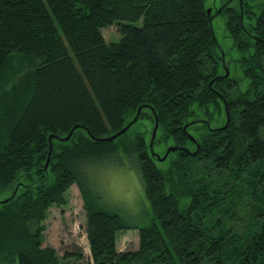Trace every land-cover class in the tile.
<instances>
[{"label": "trees", "instance_id": "trees-1", "mask_svg": "<svg viewBox=\"0 0 264 264\" xmlns=\"http://www.w3.org/2000/svg\"><path fill=\"white\" fill-rule=\"evenodd\" d=\"M204 1L0 0V192L10 190L3 199L17 187L0 200V264L78 256L43 247L49 208L64 207L74 184L86 211L88 264H264V1L222 4L243 89L220 77ZM138 19L141 26L120 23ZM112 24L121 37L106 42L101 28ZM216 92L229 105L223 129ZM138 107L126 132L95 139L126 126ZM151 108L153 147H184L160 162L149 150ZM202 116L221 125L208 129ZM188 122L195 155L182 128ZM74 125L69 140L52 138L45 170L48 137ZM118 148L138 162L151 206L145 224L107 207L85 173ZM239 209L246 220L237 230ZM132 229L137 249L120 252V233Z\"/></svg>", "mask_w": 264, "mask_h": 264}, {"label": "rangeland", "instance_id": "rangeland-1", "mask_svg": "<svg viewBox=\"0 0 264 264\" xmlns=\"http://www.w3.org/2000/svg\"><path fill=\"white\" fill-rule=\"evenodd\" d=\"M241 1L243 0H205L204 5L205 8H212L214 16L212 17L211 29H213L214 37L218 45L221 46L223 50V59L226 66L222 64L219 74L223 75L225 73V68H227L230 77L239 80V88L243 89L247 84V79L243 78L242 71L238 66V59L241 57V53L232 46V39L229 37V32L226 28L227 19L225 15L218 12L220 6L224 3L239 8L241 7ZM244 1L256 7L264 0ZM120 23H133L136 26H141L143 22L142 19H138L132 22L122 20ZM101 34H103L106 42H116L121 37V34L117 31V25L115 24L101 28ZM74 61L76 62L75 59ZM201 120L205 122L203 116L199 121ZM220 125L221 122L217 123L213 121L211 124H206V127L208 129H213ZM149 128L150 124L147 122L146 129L150 130ZM168 147L164 144H159L153 147V151L160 155V153L167 151L166 149ZM85 173L89 176L92 186H94L95 191L99 194L102 202L107 207L109 206L117 212L122 213L125 217L138 225L149 222L151 217V206L143 193V184H141L138 162L134 154L126 153L121 148H118L113 156L107 157L105 160L96 162L95 164H90L85 169ZM9 193L10 190L0 192V200ZM66 197L68 198V202L64 207L54 205L49 208L48 216L43 222V247H53L61 257L66 254L78 255L70 256L67 259L64 258V264H88L91 253L89 251L85 230L86 211L85 208H83V200L76 184L70 186V189L66 193ZM238 212L241 218L233 221V225L237 230L246 220L245 212L241 209H239ZM138 241L137 230L132 229L131 231H124L121 232L118 237L117 247L118 249L123 248V250H136Z\"/></svg>", "mask_w": 264, "mask_h": 264}, {"label": "water", "instance_id": "water-1", "mask_svg": "<svg viewBox=\"0 0 264 264\" xmlns=\"http://www.w3.org/2000/svg\"><path fill=\"white\" fill-rule=\"evenodd\" d=\"M240 6H241V4H240ZM242 7V6H241ZM221 10H222V5L220 6V9L218 10V12H221ZM206 12H207V14H208V18H209V23H210V29H211V22H212V17H213V15H211V12H212V8H207L206 9ZM214 14V13H213ZM213 30V29H212ZM255 37V36H254ZM217 47H218V50L220 51V56H221V60L220 61H222V64L224 65V66H226L225 65V61H224V57H223V50H222V48H221V46H219L218 45V42H217ZM229 75V72L227 71V68H225V73L223 74V75H220V77L221 76H223V77H227ZM213 80H210V84H209V86L211 87V82H212ZM218 95H219V97L221 98V101H222V104L224 105V111H225V115H226V121H225V123L223 124V126H221L220 128L221 129H223L224 127H226V125H227V123L229 122V119H230V115H229V110H228V108H229V105L227 104V101H226V99L223 97V95H221L220 93H218V92H216ZM141 107H138V109H137V111H136V114H135V116L132 118V120L131 121H129L127 124H126V126H124L123 128H121L120 130H118L117 132H115V134H112V135H109V136H105L104 138H96L95 137V139H97V140H100V141H112V140H114V139H116V137L117 136H119V135H121V134H123L124 132H126V129L130 126V125H132L133 123H135L136 122V120H137V118H138V116H139V113H140V111H141ZM151 111H152V114H153V116H154V118H155V123H154V126H153V130H152V134H151V138H150V143H149V150L151 151V154H152V156H154L158 161H162V160H164L166 157H167V155L170 153V152H174V151H176L177 149H181V148H184V147H178V146H173V145H170L166 150V152L164 153V155H162V156H160L159 154H157V153H155V151H153V142H154V138H155V136H156V133H157V127H158V118L156 117V113H155V110L153 109V108H151ZM203 122V121H202ZM204 123H206V124H208L206 121L204 122ZM189 124H191V122H188V123H185L183 126H182V128L184 129V131H185V133H186V135H187V138H189L190 139V141L191 142H193L195 145H196V150L195 151H193L192 153L195 155V154H197L198 153V151L200 150L199 149V147H200V145H199V143L197 142V140H196V138H194L192 135H190L187 131H186V127L189 125ZM77 127H79V125H74L72 128H71V130L69 131V134L68 135H66V136H61V137H59V136H57L56 134H51L49 137H48V143H49V145H50V149H49V152L47 153V159H46V161H45V164H44V169L46 170L48 167H47V165H48V162H49V158H50V156H49V154H50V151H51V148H52V145H51V140H52V138H55V139H57V140H59V141H67V140H69L70 138H71V136H72V132L75 130V128H77ZM85 128V130L87 131V132H89L88 131V129L86 128V127H84ZM211 130H213V129H211ZM89 134L91 135V133L89 132ZM92 136V135H91ZM17 188V187H16ZM16 188L14 189L15 191L10 195V197H12L14 194H15V192L17 191L16 190ZM10 197L9 198H5V199H3L2 201H7L8 199H10Z\"/></svg>", "mask_w": 264, "mask_h": 264}, {"label": "built area", "instance_id": "built-area-1", "mask_svg": "<svg viewBox=\"0 0 264 264\" xmlns=\"http://www.w3.org/2000/svg\"><path fill=\"white\" fill-rule=\"evenodd\" d=\"M117 250H119V251L121 252V251H124V250H126V249H124V250H123V248H122V249H120V248L118 249V247H117Z\"/></svg>", "mask_w": 264, "mask_h": 264}]
</instances>
